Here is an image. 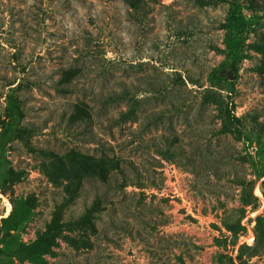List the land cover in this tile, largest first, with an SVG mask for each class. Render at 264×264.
<instances>
[{"label": "rangeland", "instance_id": "374dc122", "mask_svg": "<svg viewBox=\"0 0 264 264\" xmlns=\"http://www.w3.org/2000/svg\"><path fill=\"white\" fill-rule=\"evenodd\" d=\"M1 120L0 264H264V0H0Z\"/></svg>", "mask_w": 264, "mask_h": 264}, {"label": "trees", "instance_id": "16d2710c", "mask_svg": "<svg viewBox=\"0 0 264 264\" xmlns=\"http://www.w3.org/2000/svg\"><path fill=\"white\" fill-rule=\"evenodd\" d=\"M116 1V0H109ZM118 1V0H117ZM153 2H157L159 0H149ZM202 3L203 0H197ZM219 2H224L228 0H217ZM124 2L132 9L139 10L144 7L146 0H124ZM14 85V84H13ZM124 101L127 100V107L119 110L117 116H112V120L114 121L113 127L118 125H124L130 122L135 121L138 118V109L140 106L139 101L135 100L134 95L127 89L122 90L120 93L117 90H114L110 96L106 98V103L109 104L111 101ZM157 120L160 119L157 117ZM5 124L1 120V128L0 137L3 134ZM23 130V129H21ZM24 131V130H23ZM95 157L91 156V160H94ZM101 161L105 162V166L101 167L99 171L98 180L107 184L108 188L115 189L118 185V175H120L125 182H121L120 188H125L127 186V181H131L129 178L130 172L136 171L137 167L134 165L132 159L126 156H116L109 155V149L105 150V153L99 157ZM264 194V190H263ZM258 199V197L255 196ZM104 197L97 196L94 200L96 203H103ZM105 209V208H104ZM92 212H90L91 214ZM99 216L95 215L92 220L93 227L98 230L97 227V219ZM243 261V260H242ZM245 263V262H244Z\"/></svg>", "mask_w": 264, "mask_h": 264}]
</instances>
